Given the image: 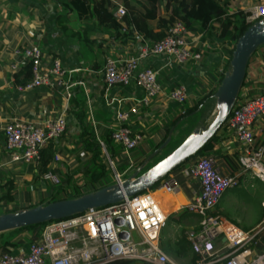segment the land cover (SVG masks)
Listing matches in <instances>:
<instances>
[{
  "label": "crops",
  "instance_id": "0c3cea01",
  "mask_svg": "<svg viewBox=\"0 0 264 264\" xmlns=\"http://www.w3.org/2000/svg\"><path fill=\"white\" fill-rule=\"evenodd\" d=\"M261 3H264V0H234L230 13L239 9L245 11ZM165 13V9L161 7L160 14ZM151 24L154 26L155 23ZM84 25L76 15L67 17L62 6L53 0H0V198L7 187H10L11 194L14 195L2 197L0 211L3 208L9 210L13 205L25 209L29 205L44 204L43 198L51 195L53 191L50 185L39 182L41 177L36 178L37 168L34 165L33 167L31 164L11 160L3 127L14 119L38 122L50 116H57L66 105L64 85L20 88L22 84L16 82L14 72L24 67L27 61L14 54L16 47L38 44L46 60L56 57L62 60L67 72L63 77L65 81H85V85L77 84L72 88L73 98L69 100V107L66 109L67 130L61 137L56 138L59 151L51 170L66 178L65 182L68 176L72 175L66 185L78 184L76 178L79 175L84 176V183L87 184L85 171L96 163L93 151L82 146V123L92 129L102 141L111 130L119 126L116 118L118 107L127 108L139 104L145 94L144 88L136 80L129 85L107 87L104 69L109 56H137L146 42H154L152 38L136 30L135 37L129 41L114 39L108 34H92L91 38L96 37L92 42L85 39L82 31ZM195 26L197 29L190 30V38L192 48L202 51L201 59L181 63L167 54L152 52L141 59L143 66H150L159 71L163 92L148 106H141L140 113L133 116L128 123L134 131L145 134L139 146L129 154L126 151L123 154V157L126 156L130 162H134L135 168L161 154L170 144L183 115L188 111L187 108L194 109L198 103L201 105V102L206 100L221 108V103L213 91L218 89L222 77L229 70L227 66L232 44L228 39H218L214 35V29L202 32L198 30V23H195ZM14 62L18 63L16 69L12 67ZM74 68L79 70L70 73ZM181 84L188 89V97L182 103L169 97L170 91ZM242 88L252 95L264 93V44L252 55ZM186 102L188 106L184 105ZM218 134L214 148L204 154L194 155L191 162L201 155L214 156L222 173L240 175V184L237 186L246 183L253 188L255 194L260 197L261 207L258 211L251 203L239 202L237 192H230L229 188L215 206L214 213L246 230L264 227V182L240 168L237 160L239 145L226 124ZM170 135L171 141L161 148ZM104 150L112 156L106 147ZM98 161L99 159L97 163ZM188 164L175 168L168 175L178 181V191H169L160 182L153 192L167 218L161 231L162 246L169 255H174L183 264H198L199 255L194 251L188 233L199 227L201 216L189 211L187 205L201 193V183L198 178L183 173V166ZM43 228V225H38L11 233L6 230L8 239L17 243L12 252L21 247L27 249L31 240L41 238ZM263 230L251 245L254 255L264 251ZM216 248L217 251L211 258L217 260L211 264H224V260L220 258L227 250L223 237L216 240ZM2 252L3 249H0V254ZM175 257L172 258L180 264Z\"/></svg>",
  "mask_w": 264,
  "mask_h": 264
},
{
  "label": "built area",
  "instance_id": "2783aa9c",
  "mask_svg": "<svg viewBox=\"0 0 264 264\" xmlns=\"http://www.w3.org/2000/svg\"><path fill=\"white\" fill-rule=\"evenodd\" d=\"M126 12L124 4L118 2L114 14L122 17ZM245 12L247 22L254 23L264 17V3L251 6ZM151 52L167 54L181 63L199 60L203 56L202 51L192 48L190 30L185 22L176 19L163 38L153 43L146 42L137 56L107 58L104 69L107 87L129 85L136 80L145 90L139 104L118 107L116 111L119 126L113 130L112 137L123 145L128 154L145 138L143 132L134 131L128 123L140 113L141 106H148L163 92L159 71L141 64V59ZM14 54L32 65L31 81L20 88L65 86L66 105L57 116L38 122L14 119L3 127L11 160L36 166L41 159L42 147L66 131V109L73 95L72 88L77 84L85 85V81H65L63 77L67 72L62 60L57 57L46 60L38 44L16 47ZM12 67L16 69L18 63H12ZM77 70L79 68H74L70 73ZM169 97L182 103L188 97V89L181 84L170 91ZM224 124L238 142L240 168L264 182V93L252 95L241 88L232 114ZM108 159L115 170V182L121 183L127 178L124 173L134 166V162L131 161L128 168L121 172L115 167L113 158L108 155ZM145 165L144 162L143 168ZM182 171L186 176L198 178L201 183V193L187 205L189 211L201 216L199 227L188 233L193 249L199 255L198 264H211L217 260L211 257L217 251L216 240L222 237L227 249L220 257L224 264H264V251L254 255L251 248L264 227L246 230L214 213L225 191L240 184V175L222 173L212 155L199 156L183 166ZM168 175L161 180V185L169 191H178V181ZM41 177L52 184H63L65 181L53 170ZM166 219L155 193L148 190L127 196L115 204L47 222L43 225L41 238L31 240L27 249L21 247L16 252L3 251L0 264H108L121 259L149 264H178L161 244V231Z\"/></svg>",
  "mask_w": 264,
  "mask_h": 264
},
{
  "label": "trees",
  "instance_id": "16d2710c",
  "mask_svg": "<svg viewBox=\"0 0 264 264\" xmlns=\"http://www.w3.org/2000/svg\"><path fill=\"white\" fill-rule=\"evenodd\" d=\"M53 1L62 6L64 11H66L67 17L76 15L77 19L85 24L82 27L83 34L85 35V39L87 41L92 42L96 40V37L91 38L92 34L99 36L108 34L114 39H120L124 42L129 41L135 37L134 33L136 30L140 33H144L147 37L152 38V40L155 42L163 38L168 33L169 28L176 19H182L189 30L197 29L195 23H198V30L202 32L214 29V35L218 39H228L232 44V48L229 51L230 54L227 66L229 68L231 67V59L238 38L251 24H253L247 22L246 12L244 10L239 9L230 13V6L234 0H122V3L127 9V12L122 17H117L114 14V10L118 5V2L115 0ZM161 7L165 9L166 13L164 15L160 14ZM151 22L155 23L154 26L151 24ZM65 29H67V27ZM14 76L16 82L22 85H25L31 81L33 77L31 63H27L20 70L15 71ZM216 91L217 89L213 91V94H215ZM198 105H200V103H198ZM231 114L232 112L230 115ZM81 126L82 146L93 151V159L96 162L92 168L90 167L85 171V176L88 179L87 185L93 186L102 178L104 173H107L108 170H110L109 161L105 159L104 155H102L104 145L109 151V149H113L114 144L117 142H115L112 137L113 130H111L107 138L102 140L104 141L103 145L100 139H98L96 133L92 129H88L84 122ZM224 126L225 124H223L220 129ZM219 130L211 139L206 142V144L199 152L195 154V156L199 155L200 153L204 154L214 148V142H216V140L219 138ZM58 151L59 148L57 146L56 138L49 140L46 145L42 147L40 162L38 165H34L37 168V171L35 172L36 178H40L42 174L51 170L56 153ZM165 156L166 154L158 158L154 164ZM97 159H99L98 163ZM97 165H99V167ZM71 179L72 175L68 176L67 182H69ZM158 183L160 184V182ZM97 189H94L93 191ZM5 190V193L2 195L3 198L6 196L14 197V195L11 194L10 187H7ZM146 191H143L142 193H145ZM53 193L54 192H52V195H54ZM2 197L0 198V201ZM33 206L36 205H29L25 208ZM3 209L5 211H3ZM3 209L0 211V214L10 211H18L17 207H14V205L12 208H9V210L7 208V210L5 208ZM46 223L39 225H45ZM25 228H30V226L10 229L9 232L11 233L20 231ZM7 232L8 231L0 232V249H3V251H12L13 247L17 246V243L13 242L11 239H8ZM134 262L138 261L131 259H121L108 264H132ZM143 264L149 263L143 262Z\"/></svg>",
  "mask_w": 264,
  "mask_h": 264
},
{
  "label": "water",
  "instance_id": "95a60500",
  "mask_svg": "<svg viewBox=\"0 0 264 264\" xmlns=\"http://www.w3.org/2000/svg\"><path fill=\"white\" fill-rule=\"evenodd\" d=\"M263 44L264 17L251 24L238 38L231 59V67L225 73L215 93L221 103L220 111L203 132L196 130L157 163L143 172H140L143 169V166H140L121 183L115 182L77 197L63 198L47 204L2 213L0 214V232L69 217L91 208L118 203L127 196L149 190L172 170L199 152L225 123L243 86L249 61ZM171 139L170 135L161 148L165 147Z\"/></svg>",
  "mask_w": 264,
  "mask_h": 264
},
{
  "label": "rangeland",
  "instance_id": "374dc122",
  "mask_svg": "<svg viewBox=\"0 0 264 264\" xmlns=\"http://www.w3.org/2000/svg\"><path fill=\"white\" fill-rule=\"evenodd\" d=\"M115 1L119 2V3H122V0H115ZM228 69H230V68L228 67ZM203 100L205 101L206 99H203ZM202 102H201V105H197L194 109L191 108V107L187 108L188 112L183 115V118L181 119V123L178 125L177 129L175 130V132L173 134V136H174L173 140L162 151L161 154H159L155 158H152L151 160L150 159L146 160L147 161L146 165L140 172H143L146 169H148L151 165L154 164V162L158 158H160L164 154H167V153H170L171 151H173L188 136L193 134L196 130L198 132H203L211 124V122L214 120V118L219 113L220 108H218L215 105H213L212 101H207L206 100L205 102H203V103ZM184 105L188 106V102L184 103ZM103 150H104V147H103ZM7 151L9 152L8 149H7ZM109 152L112 155L111 157L115 160V163H116L115 167L119 171L123 172L124 169L128 168V166L130 164V160H128V157H126V156L123 157V154L125 153V149H124L123 145H121L119 143H115L113 149H110ZM103 155L105 156V159L109 161L108 155L105 152V150L103 151ZM191 158H188L182 165L188 164V163L190 164ZM109 163H110V161H109ZM97 166L99 167V165H97ZM137 168L138 167H136V168L132 167V168H130V170H127L124 173V177H129L130 175H132L137 170ZM79 176H81V177H79ZM79 176H77V178H76V181L78 180L77 181L78 184H69V185H66L67 182H65V181H64L63 184L62 183L61 184L47 183V182H44L45 180L41 177L42 180L39 179V182L42 183L43 185L44 184L45 185H47V184L50 185L52 190H53L52 192H54L53 193L54 195L51 194V195H49L47 197H44L42 202L46 203V202H49V201L50 202L56 201V200H59V199H62V198H70V197L72 198L74 196L81 195L83 193H87V192L93 191L94 189H97V188L99 189V188L105 187L108 184H111V183L116 181L115 170L112 167L111 163H110V170H108L107 173H104L102 178L99 180V183L96 182V184L93 185V186L85 184L84 183L85 182L84 176H82V175H79ZM61 177H62V175H61ZM86 180H88V179L86 178ZM159 185L160 184L157 183L154 186H152L149 190L153 191L154 189L158 188ZM94 186H96V187H94ZM232 191H236L237 192V195H238V197L240 199L239 202H241V203H251L258 211H260L261 200H260L259 195L255 194L253 188L249 187L248 185H246V183H244V184H242L240 186H237V187H232V188L230 187V192H232ZM17 210H20V208L17 207ZM36 225H39V224L31 225L30 228L35 227ZM263 241H264V239H263ZM170 255L172 257H175L172 254H170ZM175 259L180 264H183V262H181V260H179L177 257H175ZM134 263L135 264H143L142 262L141 263L134 262ZM134 263H132V264H134Z\"/></svg>",
  "mask_w": 264,
  "mask_h": 264
}]
</instances>
